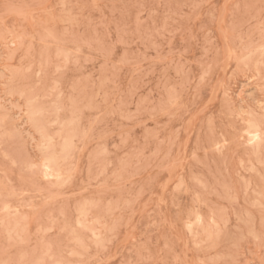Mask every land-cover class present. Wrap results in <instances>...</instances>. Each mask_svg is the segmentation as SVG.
<instances>
[{
  "label": "rangeland",
  "instance_id": "rangeland-1",
  "mask_svg": "<svg viewBox=\"0 0 264 264\" xmlns=\"http://www.w3.org/2000/svg\"><path fill=\"white\" fill-rule=\"evenodd\" d=\"M0 179V264H264V0H0Z\"/></svg>",
  "mask_w": 264,
  "mask_h": 264
},
{
  "label": "bare ground",
  "instance_id": "bare-ground-1",
  "mask_svg": "<svg viewBox=\"0 0 264 264\" xmlns=\"http://www.w3.org/2000/svg\"><path fill=\"white\" fill-rule=\"evenodd\" d=\"M230 53V52H229ZM239 53V52H238ZM227 56V55H226ZM227 59V58H226ZM243 61H244V59H243ZM248 63V62H247ZM243 64H246V63H244L243 62ZM41 67V66H40ZM37 79V78H36ZM39 80V79H38ZM42 83V82H41ZM40 83V84H41ZM62 88V87H61ZM212 94H213V92H212ZM101 99V98H100ZM74 101H76V99L74 100ZM71 113V112H70ZM237 115V114H236ZM5 118V117H4ZM242 119V118H241ZM248 120V119H247ZM55 123H57V122H55ZM10 138H11V135H10ZM15 138V137H14ZM67 139V138H66ZM250 140L251 141H253V142H255V141H258L259 140V134H258V132L257 131H255V132H253V133H251V138H250ZM45 157V156H44ZM95 157V156H94ZM46 158V157H45ZM42 159V158H41ZM40 162H42V161H40ZM47 167L48 168H50V165H47ZM48 168H46L47 170H48ZM33 169V168H32ZM31 169V170H32ZM52 177V176H51ZM112 177V176H111ZM115 179V178H114ZM0 181H1V179H0ZM201 185V184H200ZM101 186V185H100ZM87 187V186H86ZM256 187V186H255ZM254 193V192H253ZM258 196V195H257ZM261 196V195H260ZM22 197V196H21ZM98 203V202H97ZM86 206V205H85ZM84 207V206H83ZM89 207V206H88ZM83 209V208H82ZM91 209V208H90ZM85 210H87L86 208H85ZM83 211V210H82ZM82 213V212H81ZM83 214V213H82ZM200 222V220L198 221V223ZM211 222V221H210ZM53 223V222H52ZM197 223V222H196ZM216 223V222H215ZM11 226H12V224H11ZM202 226V225H201ZM215 226V225H214ZM188 232V231H187ZM192 235V234H191ZM5 239V238H4ZM100 247H103V246H100ZM78 249H80V248H78ZM76 251V250H75ZM74 251V252H75ZM46 257V256H45Z\"/></svg>",
  "mask_w": 264,
  "mask_h": 264
}]
</instances>
